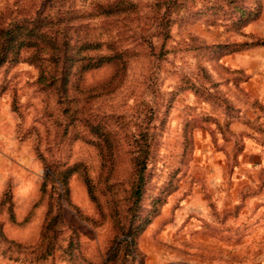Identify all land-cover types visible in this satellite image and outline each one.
<instances>
[{
	"label": "rangeland",
	"instance_id": "1",
	"mask_svg": "<svg viewBox=\"0 0 264 264\" xmlns=\"http://www.w3.org/2000/svg\"><path fill=\"white\" fill-rule=\"evenodd\" d=\"M33 1L0 12L33 15ZM117 1L137 13L82 21L134 51L113 81L114 65L41 81L28 53L0 67V264H264V0H188L165 41L153 0L72 6ZM48 164L70 169L62 207Z\"/></svg>",
	"mask_w": 264,
	"mask_h": 264
},
{
	"label": "trees",
	"instance_id": "2",
	"mask_svg": "<svg viewBox=\"0 0 264 264\" xmlns=\"http://www.w3.org/2000/svg\"><path fill=\"white\" fill-rule=\"evenodd\" d=\"M37 2L34 14L30 16L5 18L0 12V67L6 63H17L23 53H28L29 56L25 60L37 66L40 72L39 80L60 85H65L69 81L74 69L77 74L96 70L104 65H114L116 71L112 81L118 72L126 69L129 59L134 56V51L122 46L121 33L113 37L109 32L106 39H103L102 34H93L95 26L82 25V21L97 18L100 29L104 30L110 24L116 25L117 19L121 16L136 14L135 4L127 1L97 3L93 5L92 10L77 16L78 13L72 6L73 0ZM187 2L188 0H153L149 7V27H154L155 31L151 37L167 40L170 35L169 28L190 15ZM243 19L242 16L236 21L232 18V24H245L246 21ZM102 49L106 53H100ZM148 157L149 150L139 149L133 152L132 162L137 181L131 188V195L136 198L143 192V172ZM55 169L56 166L52 164L46 165L44 180L54 178L62 198L60 202L62 207L63 203H68L66 180L70 169L65 171ZM86 182L89 183L87 179ZM89 193L92 195L91 188ZM122 235V242L132 244L129 233L125 232ZM115 248L117 250V247Z\"/></svg>",
	"mask_w": 264,
	"mask_h": 264
}]
</instances>
